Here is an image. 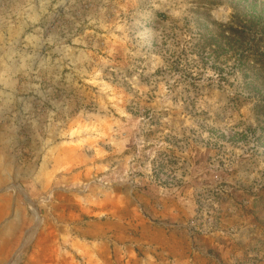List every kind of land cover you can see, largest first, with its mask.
<instances>
[{
  "label": "rangeland",
  "instance_id": "1",
  "mask_svg": "<svg viewBox=\"0 0 264 264\" xmlns=\"http://www.w3.org/2000/svg\"><path fill=\"white\" fill-rule=\"evenodd\" d=\"M204 1L0 0V264H264L255 71Z\"/></svg>",
  "mask_w": 264,
  "mask_h": 264
},
{
  "label": "trees",
  "instance_id": "2",
  "mask_svg": "<svg viewBox=\"0 0 264 264\" xmlns=\"http://www.w3.org/2000/svg\"><path fill=\"white\" fill-rule=\"evenodd\" d=\"M204 2L209 4L213 1ZM235 2L234 7L239 14H232L228 23H219L223 31L206 37L202 45L214 57H227L230 51L237 49L247 54L244 64L248 70L255 72L237 77L236 104L254 103L258 124L262 126L258 136L264 146V0Z\"/></svg>",
  "mask_w": 264,
  "mask_h": 264
},
{
  "label": "bare ground",
  "instance_id": "3",
  "mask_svg": "<svg viewBox=\"0 0 264 264\" xmlns=\"http://www.w3.org/2000/svg\"><path fill=\"white\" fill-rule=\"evenodd\" d=\"M33 232H35V230H33ZM11 264H17V260L13 261Z\"/></svg>",
  "mask_w": 264,
  "mask_h": 264
}]
</instances>
